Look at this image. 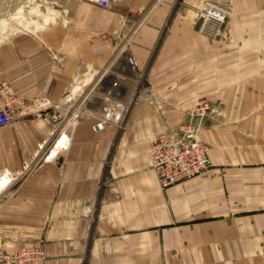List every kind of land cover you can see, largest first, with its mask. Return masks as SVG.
I'll list each match as a JSON object with an SVG mask.
<instances>
[{"label": "crops", "instance_id": "1", "mask_svg": "<svg viewBox=\"0 0 264 264\" xmlns=\"http://www.w3.org/2000/svg\"><path fill=\"white\" fill-rule=\"evenodd\" d=\"M200 1L82 3L66 33L0 45V82L25 108L0 128L1 250L38 243L41 264H264V0H214L231 12L225 42L196 32ZM107 91L126 111L93 133ZM198 100L210 166L162 189L150 141Z\"/></svg>", "mask_w": 264, "mask_h": 264}, {"label": "built area", "instance_id": "2", "mask_svg": "<svg viewBox=\"0 0 264 264\" xmlns=\"http://www.w3.org/2000/svg\"><path fill=\"white\" fill-rule=\"evenodd\" d=\"M101 10L114 6L116 0H80ZM191 21L196 32L211 40H227L226 22L230 9L214 0H202L192 7ZM133 67L132 63H129ZM25 110L23 100L4 82H0V128L11 125ZM126 109L118 104L117 95L109 92L103 99L100 117L91 125V131H102L109 123H118ZM209 111L204 100L194 102L187 112V123L178 125L170 134L154 137L147 150L148 165L160 188L190 179L210 166L208 148L198 139L203 117ZM40 244L32 243L6 252L0 249V264H41Z\"/></svg>", "mask_w": 264, "mask_h": 264}, {"label": "rangeland", "instance_id": "3", "mask_svg": "<svg viewBox=\"0 0 264 264\" xmlns=\"http://www.w3.org/2000/svg\"><path fill=\"white\" fill-rule=\"evenodd\" d=\"M82 3L84 2L80 0H0V45L19 33L44 34L51 28H58L59 34L62 31L66 33L67 26L72 23L70 19L78 14L88 16L85 6H81ZM187 15L191 17L189 11ZM93 16L103 20L106 14L102 12L92 14L91 17ZM120 29L115 30L116 34H125L124 27L121 26ZM108 93L107 91L103 95V99Z\"/></svg>", "mask_w": 264, "mask_h": 264}, {"label": "bare ground", "instance_id": "4", "mask_svg": "<svg viewBox=\"0 0 264 264\" xmlns=\"http://www.w3.org/2000/svg\"><path fill=\"white\" fill-rule=\"evenodd\" d=\"M230 15H231V12H230Z\"/></svg>", "mask_w": 264, "mask_h": 264}]
</instances>
